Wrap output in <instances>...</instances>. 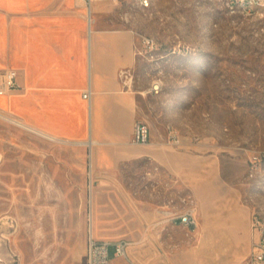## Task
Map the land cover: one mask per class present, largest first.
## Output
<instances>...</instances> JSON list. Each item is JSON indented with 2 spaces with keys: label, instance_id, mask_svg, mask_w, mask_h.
Here are the masks:
<instances>
[{
  "label": "rangeland",
  "instance_id": "obj_1",
  "mask_svg": "<svg viewBox=\"0 0 264 264\" xmlns=\"http://www.w3.org/2000/svg\"><path fill=\"white\" fill-rule=\"evenodd\" d=\"M103 1L135 37L138 121L182 173L144 157L101 179L95 147L0 117V264H86L91 231L135 242L138 264H246L261 238L252 218L264 223V158L250 175V158L264 157V5ZM189 207L193 234L174 220ZM114 252L112 264H130Z\"/></svg>",
  "mask_w": 264,
  "mask_h": 264
},
{
  "label": "crops",
  "instance_id": "obj_2",
  "mask_svg": "<svg viewBox=\"0 0 264 264\" xmlns=\"http://www.w3.org/2000/svg\"><path fill=\"white\" fill-rule=\"evenodd\" d=\"M107 6L95 0L90 21L84 0H0V71H19V88L0 95V113L47 139L95 147L101 179L144 157L181 174L164 144L133 141L137 96L119 72L136 63L135 37ZM89 87L91 102L83 98ZM224 223L236 228L239 220Z\"/></svg>",
  "mask_w": 264,
  "mask_h": 264
},
{
  "label": "built area",
  "instance_id": "obj_3",
  "mask_svg": "<svg viewBox=\"0 0 264 264\" xmlns=\"http://www.w3.org/2000/svg\"><path fill=\"white\" fill-rule=\"evenodd\" d=\"M88 10V17L91 21V8L92 4L95 0H84ZM118 1V0H112ZM260 0H255L251 2V7L258 8L259 5H264L259 2ZM141 5L145 6L144 0H139ZM19 71L13 68H3L0 71V95H6L9 92L16 90L19 88L18 84ZM119 77L123 81V83L127 86H130L133 82L134 76L132 69L124 68L119 72ZM158 90V85H157ZM151 90V91H157ZM83 98L91 102L92 99V90L89 87L84 93ZM151 138V130L150 127L142 121H137L134 128V143L140 145H147L150 143ZM178 142V141H177ZM264 157L262 156H253L250 158V175L253 176L260 168L261 160ZM158 170V168H155ZM186 203L193 204L195 200L193 198H184L182 200ZM178 214V213H177ZM175 223L178 221L184 228L188 230L189 233L193 234L198 229V219L195 213V209L193 207H189L181 211L178 216L174 217ZM252 226L259 230L261 233V238L259 242L256 244L254 248L253 256L248 260L246 264H264V223L258 217L254 216L252 218ZM135 244V242L126 240V239H118V240H106V239H97L93 231H91L87 246H86V264H112L109 249L111 246L115 247L114 256L118 258L126 259L130 264H138L131 255V248Z\"/></svg>",
  "mask_w": 264,
  "mask_h": 264
},
{
  "label": "bare ground",
  "instance_id": "obj_4",
  "mask_svg": "<svg viewBox=\"0 0 264 264\" xmlns=\"http://www.w3.org/2000/svg\"><path fill=\"white\" fill-rule=\"evenodd\" d=\"M144 1H145V6H149V5H150L149 0H144ZM157 85H158V84H155L151 90H157ZM0 117H1V118H4V119H6V120H8V121H10V122H12V123H15L16 125H19V126L23 127V125H22L20 122L15 121V120H13L12 118L3 115L2 113H0ZM51 139H54V138H51ZM55 140H56V139H54V141H55ZM58 141H59V140H58ZM75 144H76V143H75ZM77 145H78V144H77ZM81 145H82V144H81Z\"/></svg>",
  "mask_w": 264,
  "mask_h": 264
}]
</instances>
